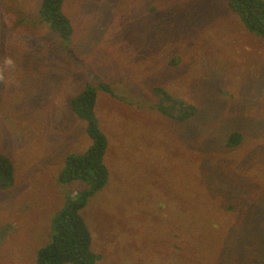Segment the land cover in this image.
<instances>
[{
  "label": "rangeland",
  "instance_id": "374dc122",
  "mask_svg": "<svg viewBox=\"0 0 264 264\" xmlns=\"http://www.w3.org/2000/svg\"><path fill=\"white\" fill-rule=\"evenodd\" d=\"M42 1L0 0V264H38L88 188L63 181L94 143L70 104L88 85L108 140L80 211L96 264H264V36L227 0H63L64 39Z\"/></svg>",
  "mask_w": 264,
  "mask_h": 264
},
{
  "label": "trees",
  "instance_id": "16d2710c",
  "mask_svg": "<svg viewBox=\"0 0 264 264\" xmlns=\"http://www.w3.org/2000/svg\"><path fill=\"white\" fill-rule=\"evenodd\" d=\"M62 4L63 0H43L40 15L59 36L66 39L72 35V26L62 10ZM227 4L239 14L249 31L264 36V0H227ZM101 86L110 91L107 85ZM96 89V86L88 85L82 93L70 99L72 110L87 122V131L94 143L87 153L67 157L66 164L70 176L63 180L85 181L88 188L54 217L51 239L38 250V264H96L99 257L92 249V235L80 212L87 199L104 188L109 177L104 163L108 140L92 111ZM229 142H237L235 135L229 138ZM14 180L13 161L0 151V189L7 190L14 184Z\"/></svg>",
  "mask_w": 264,
  "mask_h": 264
},
{
  "label": "clouds",
  "instance_id": "9594fccd",
  "mask_svg": "<svg viewBox=\"0 0 264 264\" xmlns=\"http://www.w3.org/2000/svg\"><path fill=\"white\" fill-rule=\"evenodd\" d=\"M15 60L11 56H5L0 62V81L5 79V72L15 68Z\"/></svg>",
  "mask_w": 264,
  "mask_h": 264
}]
</instances>
